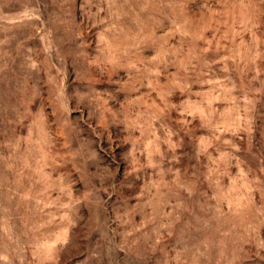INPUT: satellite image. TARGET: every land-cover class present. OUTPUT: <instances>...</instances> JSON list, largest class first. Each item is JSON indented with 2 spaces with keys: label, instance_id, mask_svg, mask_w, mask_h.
Segmentation results:
<instances>
[{
  "label": "rangeland",
  "instance_id": "374dc122",
  "mask_svg": "<svg viewBox=\"0 0 264 264\" xmlns=\"http://www.w3.org/2000/svg\"><path fill=\"white\" fill-rule=\"evenodd\" d=\"M0 264H264V0H0Z\"/></svg>",
  "mask_w": 264,
  "mask_h": 264
}]
</instances>
